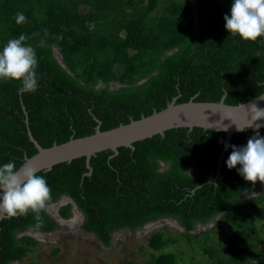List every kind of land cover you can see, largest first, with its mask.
Returning <instances> with one entry per match:
<instances>
[{
    "label": "trees",
    "instance_id": "16d2710c",
    "mask_svg": "<svg viewBox=\"0 0 264 264\" xmlns=\"http://www.w3.org/2000/svg\"><path fill=\"white\" fill-rule=\"evenodd\" d=\"M233 2L0 0V51L23 34L38 60L35 92L20 93L19 81L0 79V166L15 162L19 167L36 153L27 131L41 148H49L91 135L96 121L106 131L158 112L172 99L180 104L223 97L224 104L234 106L259 96L264 91V37L245 41L226 30L224 16H230ZM73 10L79 12L72 15ZM18 12L26 17L22 24L16 23ZM259 133L264 137V128ZM253 135L254 130L234 133L228 145L245 146ZM223 137L181 128L134 142L132 150L119 147L112 157L110 151L96 153L88 161L89 175L83 157L37 175L51 189L47 206L67 197L83 216L81 230L105 248L122 229L134 232L160 220L176 222L181 228L176 236L165 229L149 235L150 253L140 264H179L178 256L165 248L196 238L209 264H264V238L258 231L231 233L212 246L207 234L213 228L192 233L215 217L217 224L228 216L264 229V184L244 180L239 165L227 168L231 147L211 183ZM45 209L40 229L31 212L5 215L0 264H37L21 262L38 245L29 234L60 228ZM70 210V204L60 206L57 215L66 220ZM57 252L52 248L50 255Z\"/></svg>",
    "mask_w": 264,
    "mask_h": 264
},
{
    "label": "clouds",
    "instance_id": "9594fccd",
    "mask_svg": "<svg viewBox=\"0 0 264 264\" xmlns=\"http://www.w3.org/2000/svg\"><path fill=\"white\" fill-rule=\"evenodd\" d=\"M224 20L225 28L231 35H239L245 41L255 42L258 38L264 37V0H234L230 16L225 15ZM25 21V15L18 12L16 23L22 24ZM26 39L23 34L10 39L0 51V79L19 81L20 93H33L38 88L36 74L38 60L35 50L25 45ZM248 112L251 119L245 127L237 126V131L253 128L255 135L247 140L245 146L225 145L226 149L229 147L232 149L226 165L229 170L239 165L238 174L244 180L252 184L257 181L264 184V137L259 133V129L264 125L257 123L264 120V109L252 104ZM218 130L228 131V127L222 126ZM51 199V189L47 180L37 175V170L32 166L24 164L17 167L15 162L0 166V215L15 218L31 212L36 221L34 227L40 229L43 227L40 213ZM66 203L70 204L68 201ZM58 205L62 204L59 202ZM53 212L57 215V209ZM74 212L79 217V212L77 210ZM56 221L61 226L70 223L71 220L61 219L57 215ZM29 236H33L36 241L37 237H44L36 233Z\"/></svg>",
    "mask_w": 264,
    "mask_h": 264
},
{
    "label": "water",
    "instance_id": "95a60500",
    "mask_svg": "<svg viewBox=\"0 0 264 264\" xmlns=\"http://www.w3.org/2000/svg\"><path fill=\"white\" fill-rule=\"evenodd\" d=\"M193 17L195 20L194 11ZM174 101L175 99H172L158 112H152L145 117L141 116L137 120H130L127 124H120L106 131H100L99 122L96 121L94 132L91 135L75 139L69 138L68 141L59 145L52 144L49 148H41L27 131L28 140L32 143L36 153L29 158H24L20 166L28 164L35 168L37 174H39L43 171H49L51 167L59 163H68L73 159L83 157L85 167L88 170L85 175H89L91 170L88 161L96 153L110 151L112 153L110 157H112L117 154L116 149L119 147L132 150L134 142L154 135L162 136L164 132L181 128L188 130L195 128L224 134L223 146L217 159L216 173L211 180V183H214L219 175L218 169L222 156L227 151L225 145L229 144L231 135L253 130V128H246L244 131H237V126L245 127L249 122L251 114L248 111L252 104L264 109V91L254 99L234 106L224 104L223 97L218 102H194L188 100L185 103L175 104ZM257 123L264 125V120ZM222 126H227L228 131L218 130ZM261 128H264V126ZM66 200L72 205L73 210L76 211L74 204L68 198ZM53 215L57 218L54 212ZM5 217V215H0V223Z\"/></svg>",
    "mask_w": 264,
    "mask_h": 264
},
{
    "label": "rangeland",
    "instance_id": "374dc122",
    "mask_svg": "<svg viewBox=\"0 0 264 264\" xmlns=\"http://www.w3.org/2000/svg\"><path fill=\"white\" fill-rule=\"evenodd\" d=\"M78 12L79 10H73L70 13L76 15ZM120 69L121 66L116 67V72H119ZM66 202L65 199L60 201L61 206L68 204ZM78 218L71 209L68 218L71 222L59 226L60 228L56 233L37 237V247L32 253L27 254L21 262L33 261L37 264H123L132 261L135 264H140L147 259V255L150 253L146 247V242L153 231L165 229L167 234L175 236L181 232V228L176 222L168 219L160 220V222L148 227L144 226V228L134 232L123 229L112 234L110 246L105 248L94 235L82 233L79 230ZM217 218L215 217L208 227L196 226L192 233L200 234L206 229L213 228L207 234V244L211 246L212 242L220 241L231 233H237L241 230L244 232L258 231L260 239L264 238V229L259 230V223L255 221L244 218V221L238 222L237 220L234 221L232 216H228L226 220L216 224ZM196 239L190 244L184 239H179L177 244L165 248V252L175 253L178 256L179 264H209L207 259L201 256ZM52 248L58 249L55 256L50 255Z\"/></svg>",
    "mask_w": 264,
    "mask_h": 264
},
{
    "label": "flooded vegetation",
    "instance_id": "af4514ba",
    "mask_svg": "<svg viewBox=\"0 0 264 264\" xmlns=\"http://www.w3.org/2000/svg\"><path fill=\"white\" fill-rule=\"evenodd\" d=\"M160 167H163V165H160ZM66 198L67 197H65V196H60L53 204H49L47 207H46V212L50 215V216H53L54 217V215H53V210L55 209V208H57V210H58V208L60 207L58 204H59V202L61 201V200H63V199H65L66 200ZM58 206V207H57ZM70 206H71V209H73L72 208V205L70 204ZM76 208V207H75ZM77 210V209H76ZM55 218V217H54ZM56 219V218H55ZM57 222V221H56ZM78 222H79V230L82 232V233H85V232H83L82 230H81V228H80V225L82 224V222H83V216H82V214L79 212V218H78ZM150 224H152V223H150ZM150 224H146L145 226H147V225H150ZM142 228H144V226L142 227ZM59 229H57L56 231H58ZM123 230V229H122ZM127 230V229H126ZM56 231H54L55 233H56ZM36 234H38V235H43V236H48V234H42V233H36ZM86 234H91V233H86ZM93 235V234H92Z\"/></svg>",
    "mask_w": 264,
    "mask_h": 264
},
{
    "label": "bare ground",
    "instance_id": "6f19581e",
    "mask_svg": "<svg viewBox=\"0 0 264 264\" xmlns=\"http://www.w3.org/2000/svg\"><path fill=\"white\" fill-rule=\"evenodd\" d=\"M71 222V221H70Z\"/></svg>",
    "mask_w": 264,
    "mask_h": 264
}]
</instances>
